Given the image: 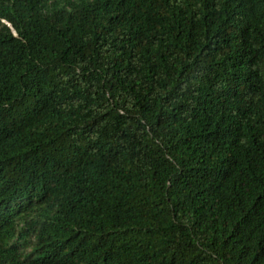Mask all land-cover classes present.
<instances>
[{
  "label": "trees",
  "instance_id": "16d2710c",
  "mask_svg": "<svg viewBox=\"0 0 264 264\" xmlns=\"http://www.w3.org/2000/svg\"><path fill=\"white\" fill-rule=\"evenodd\" d=\"M0 264H264V0H0Z\"/></svg>",
  "mask_w": 264,
  "mask_h": 264
}]
</instances>
